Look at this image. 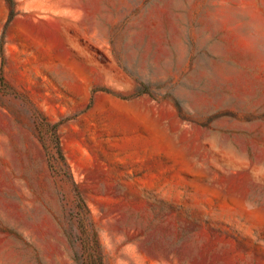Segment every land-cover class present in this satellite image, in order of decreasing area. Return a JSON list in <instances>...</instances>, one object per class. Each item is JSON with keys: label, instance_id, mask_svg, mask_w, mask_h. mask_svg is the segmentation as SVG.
<instances>
[{"label": "rangeland", "instance_id": "rangeland-1", "mask_svg": "<svg viewBox=\"0 0 264 264\" xmlns=\"http://www.w3.org/2000/svg\"><path fill=\"white\" fill-rule=\"evenodd\" d=\"M0 264H264V0H0Z\"/></svg>", "mask_w": 264, "mask_h": 264}, {"label": "trees", "instance_id": "trees-1", "mask_svg": "<svg viewBox=\"0 0 264 264\" xmlns=\"http://www.w3.org/2000/svg\"><path fill=\"white\" fill-rule=\"evenodd\" d=\"M14 10H15V9H14L13 3H12V9H11V13H10V16H9V18H8V21H7V23H6V27H7V25L9 24V22L11 21L13 15H14ZM102 89H103L104 91L110 92V93H112V94H114V95H118L116 92L110 90L109 88H102ZM140 90H141V88H140Z\"/></svg>", "mask_w": 264, "mask_h": 264}, {"label": "crops", "instance_id": "crops-1", "mask_svg": "<svg viewBox=\"0 0 264 264\" xmlns=\"http://www.w3.org/2000/svg\"><path fill=\"white\" fill-rule=\"evenodd\" d=\"M9 28V25H8V27H7V29Z\"/></svg>", "mask_w": 264, "mask_h": 264}]
</instances>
